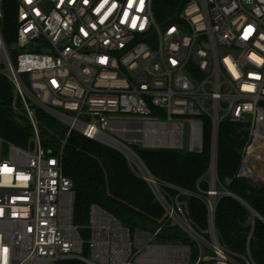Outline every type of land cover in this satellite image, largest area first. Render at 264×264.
<instances>
[{
	"label": "built area",
	"instance_id": "built-area-1",
	"mask_svg": "<svg viewBox=\"0 0 264 264\" xmlns=\"http://www.w3.org/2000/svg\"><path fill=\"white\" fill-rule=\"evenodd\" d=\"M16 2L15 59L0 32L1 71L12 109L33 134L27 148L5 149L0 138V264H255L248 249L227 250L211 227L218 199L211 165L219 124H246L236 176L258 180L251 163L263 159L255 147L264 139V0ZM37 109L62 122L66 137L74 130L123 154L164 209L153 232L130 233L91 204L90 236L80 238L72 181L61 151L52 155L41 144ZM204 119L210 162L201 197L207 228L200 229L179 199L190 193L169 185L178 191L169 196L132 146L199 153ZM162 226L181 228L195 251L159 241Z\"/></svg>",
	"mask_w": 264,
	"mask_h": 264
},
{
	"label": "trees",
	"instance_id": "trees-1",
	"mask_svg": "<svg viewBox=\"0 0 264 264\" xmlns=\"http://www.w3.org/2000/svg\"><path fill=\"white\" fill-rule=\"evenodd\" d=\"M2 11L1 36L10 57L15 59L16 0H2ZM1 68L0 60V138L5 145L27 148L33 130L25 115L12 109V86ZM36 113L43 148L52 155L61 151L62 171L72 181V222L82 240L90 236L91 204L113 215L130 233L135 230L153 232L159 226L164 209L147 181L130 166L123 154L74 130L66 137L67 127L62 122L40 109ZM210 133L211 122L204 119L203 149L199 153L132 146L169 196L178 193L169 185L190 193L180 194L179 199L186 201L190 219L200 229L207 228V211L201 197L207 196L209 189L206 173L210 162ZM247 134L246 124L231 121L219 124L214 226L227 250L244 254L248 249L255 264H264V184L254 186L245 177L236 176ZM157 239L190 244L195 251L194 242L178 226H162Z\"/></svg>",
	"mask_w": 264,
	"mask_h": 264
},
{
	"label": "bare ground",
	"instance_id": "bare-ground-1",
	"mask_svg": "<svg viewBox=\"0 0 264 264\" xmlns=\"http://www.w3.org/2000/svg\"><path fill=\"white\" fill-rule=\"evenodd\" d=\"M255 148L258 149L263 154V159H261L259 162H257V161L252 162L251 165H252V167H254L256 169L255 173H256V176L258 177V180L262 181V180H264V175L262 174L263 173V167H264V139L261 140L259 142V146H256ZM257 166H259V170H258Z\"/></svg>",
	"mask_w": 264,
	"mask_h": 264
},
{
	"label": "rangeland",
	"instance_id": "rangeland-1",
	"mask_svg": "<svg viewBox=\"0 0 264 264\" xmlns=\"http://www.w3.org/2000/svg\"><path fill=\"white\" fill-rule=\"evenodd\" d=\"M36 42H37V41H36ZM36 42H34V43L32 44V47L36 46ZM27 49H28V47H27ZM122 116H124V117H128L129 115H128V114H124V115H122ZM4 148L6 149L7 146L4 145ZM132 165H133V167H136L134 163H132ZM257 167H258V170H259V166H257ZM252 168H253L254 170H256L254 167H252ZM263 171H264V167H263ZM255 172H256V171H255ZM250 183H251L252 185H254V186H260V185L264 184V180H262V181H259V180L250 181ZM81 263L83 264V262H81Z\"/></svg>",
	"mask_w": 264,
	"mask_h": 264
},
{
	"label": "water",
	"instance_id": "water-1",
	"mask_svg": "<svg viewBox=\"0 0 264 264\" xmlns=\"http://www.w3.org/2000/svg\"><path fill=\"white\" fill-rule=\"evenodd\" d=\"M31 146H32V143L29 144V147H31ZM135 154H136V153H135ZM136 155H137V154H136ZM137 157H138V156H137ZM215 157H216V152H215ZM138 158H139V157H138ZM139 159H140V158H139ZM211 168H212L213 172L216 173V158H215V162H214V164L211 165ZM211 186H212V187L215 186V181H213V182L211 183ZM211 227H212V229L215 230V226H214V217H213L212 222H211Z\"/></svg>",
	"mask_w": 264,
	"mask_h": 264
}]
</instances>
